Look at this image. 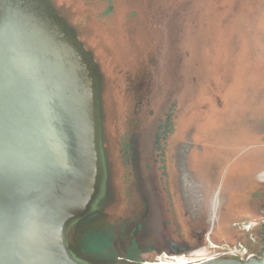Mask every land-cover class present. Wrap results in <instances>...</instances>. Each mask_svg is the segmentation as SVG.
<instances>
[{"label": "water", "instance_id": "obj_1", "mask_svg": "<svg viewBox=\"0 0 264 264\" xmlns=\"http://www.w3.org/2000/svg\"><path fill=\"white\" fill-rule=\"evenodd\" d=\"M0 264H264V0H0Z\"/></svg>", "mask_w": 264, "mask_h": 264}, {"label": "flooded vegetation", "instance_id": "obj_2", "mask_svg": "<svg viewBox=\"0 0 264 264\" xmlns=\"http://www.w3.org/2000/svg\"><path fill=\"white\" fill-rule=\"evenodd\" d=\"M260 255H261V252L259 253V256H258V257H255V256H252V257H254V258H259V257H260Z\"/></svg>", "mask_w": 264, "mask_h": 264}, {"label": "trees", "instance_id": "obj_3", "mask_svg": "<svg viewBox=\"0 0 264 264\" xmlns=\"http://www.w3.org/2000/svg\"><path fill=\"white\" fill-rule=\"evenodd\" d=\"M72 249V248H71ZM73 250V249H72ZM73 252H74V250H73ZM75 253V252H74Z\"/></svg>", "mask_w": 264, "mask_h": 264}]
</instances>
